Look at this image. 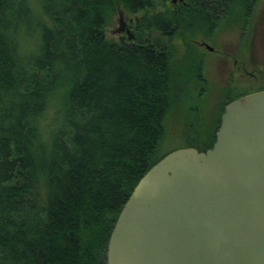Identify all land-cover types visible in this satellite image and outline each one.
Segmentation results:
<instances>
[{
	"label": "trees",
	"instance_id": "16d2710c",
	"mask_svg": "<svg viewBox=\"0 0 264 264\" xmlns=\"http://www.w3.org/2000/svg\"><path fill=\"white\" fill-rule=\"evenodd\" d=\"M155 2L0 0V264H106L146 171L177 148L213 145L223 107L209 131L160 148L167 114L200 76L191 46L177 57L172 42L186 28L246 22L257 0H192L154 20V40L107 39L119 5L136 13Z\"/></svg>",
	"mask_w": 264,
	"mask_h": 264
},
{
	"label": "water",
	"instance_id": "95a60500",
	"mask_svg": "<svg viewBox=\"0 0 264 264\" xmlns=\"http://www.w3.org/2000/svg\"><path fill=\"white\" fill-rule=\"evenodd\" d=\"M106 264H264V90L225 105L210 148H177L146 171Z\"/></svg>",
	"mask_w": 264,
	"mask_h": 264
},
{
	"label": "rangeland",
	"instance_id": "374dc122",
	"mask_svg": "<svg viewBox=\"0 0 264 264\" xmlns=\"http://www.w3.org/2000/svg\"><path fill=\"white\" fill-rule=\"evenodd\" d=\"M164 1L165 0H156L155 4L151 8L136 13H130L119 5L115 14L105 26V34L107 39L111 41H119L120 35L118 29L121 26L122 20H126L127 23L129 22L131 29L133 30L135 29L136 23H140L139 25L141 26L142 30H145V32L142 34V37L146 38L147 40L157 38L159 34L157 32L154 20L159 16H166L165 11L168 9L167 7L169 6V2ZM144 15L148 16V21L143 22ZM237 20L238 16L236 15L231 19H223L221 22H219L214 33V38L207 41L208 45L213 46V49L215 50L214 52H208L201 47H197V56L202 57V60L205 62L204 76L210 81V84L212 85L211 89L206 93V97L203 100V105H201L202 101L200 102L198 97L193 94V96L191 95L187 99L183 98L182 103H177V105L171 111H169L164 121L165 136L160 144L162 151H167L176 146H180L184 142V139L181 135L186 131H190L191 129L193 130L194 128L202 129L201 127H204L206 131H209V129H212L215 126V121L219 114L218 112L223 107V102L226 99V89L229 87L227 77L229 75L231 67L230 64L232 62V59H230L227 60L225 64H223L222 61L218 59L219 50L228 51L231 55L237 56L238 59L244 60L246 62V66L248 67H252L254 63H259L253 62V60H256L254 55L250 58L249 54L246 56L244 54L239 55L238 52L237 54H234V50H238L237 48L239 47L238 43L240 27L242 29L241 23L239 24ZM148 23H151L153 28L147 30L144 24ZM249 25L250 26H248L246 28L247 30L245 31H249L253 25V30L255 31L256 35L254 39L251 38L249 40L255 43L257 49L259 50L260 48H263L260 42L264 44V0H257L252 17L249 20ZM248 33L249 32H247V35ZM179 36H183V40L180 37L172 42L177 57L181 55L186 49L183 45V41H185V35ZM187 44L192 45L193 47L191 42H188ZM187 50L188 49H186V51ZM190 52L192 53V51ZM250 53L252 55V51H250ZM246 80L247 79L244 75L240 76L237 74L236 83L240 84L242 87ZM219 99L223 101V104L220 105V108L216 109L217 107H215V103ZM190 107L192 109V113L190 112ZM202 120L204 121V124L210 123L211 121H213V123L210 126H202Z\"/></svg>",
	"mask_w": 264,
	"mask_h": 264
},
{
	"label": "flooded vegetation",
	"instance_id": "af4514ba",
	"mask_svg": "<svg viewBox=\"0 0 264 264\" xmlns=\"http://www.w3.org/2000/svg\"><path fill=\"white\" fill-rule=\"evenodd\" d=\"M167 1L169 2V6L167 7L168 9L165 11L166 15L168 13H172L173 11H179L180 9L187 8L189 5L193 4L192 0H165L164 2H167ZM252 14L249 16L246 22H243L238 17L237 21L239 22V24L241 23L242 29L240 27L239 43H238L239 47L237 46L238 50H234V54H237V52L239 53V55L244 54L246 56L247 54H249L250 58L254 55L256 60H253V62H259V63L258 64L254 63L252 67H248L246 66V62L244 60L238 59L237 56L231 55L228 51L219 50L218 59L221 60L223 64H225L227 60H230V59H232V62L230 64L231 65L230 72L227 77L229 87L226 89L227 90L226 97H225L226 99L224 102L219 99L215 103V107H217L216 109L220 108V105L223 103H224L223 104V109H224L225 105L228 102L242 95L264 90V65H263L264 44L260 42L263 48H260L258 50L256 44L251 42V40H249L251 38L254 39L256 35L255 31L253 30V25L251 29L247 31L249 32L248 35H247V32L245 31L247 30L246 28L250 26L249 20L252 17ZM139 24L140 23H136L135 29L133 30L131 29L129 22L127 23L126 20L125 21L122 20L121 26L118 29V32L120 35L119 40H122L123 42H134L136 40L148 41L146 38L142 37V34L145 32V30L144 29L142 30ZM215 31H216V28H212L210 30L208 29L204 30L202 27L195 28V29L186 28L185 30L186 34H185V41H183V45L185 46V48H187L188 42H191L193 44V47L192 45H190L193 55L189 57V61L200 63V76L196 79V81L194 79L188 81L187 83L188 86L185 88V90L188 92L189 95H192V96L193 94L196 95L198 99L200 100V102L202 101L201 105H203V100L206 97V93L211 89L212 85L210 84V81L204 76L205 62L204 60H202V57L197 56L196 49L197 47H201L207 50L208 52H214L215 50L213 49V46L208 45L207 41L212 40V38H214ZM178 36L176 35L173 41L181 37V36L179 37ZM250 51H252V55ZM237 74H239L240 76L244 75L247 79L243 87L240 84L236 83ZM200 112H201V108H200ZM201 122H202V126H210L213 123V121H211L210 123L204 124L203 120Z\"/></svg>",
	"mask_w": 264,
	"mask_h": 264
}]
</instances>
